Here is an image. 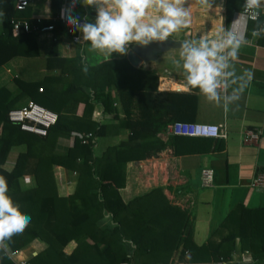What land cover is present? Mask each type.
Wrapping results in <instances>:
<instances>
[{
	"label": "trees",
	"instance_id": "16d2710c",
	"mask_svg": "<svg viewBox=\"0 0 264 264\" xmlns=\"http://www.w3.org/2000/svg\"><path fill=\"white\" fill-rule=\"evenodd\" d=\"M51 2L59 15L66 10L82 19L89 13L78 0ZM243 2L225 0L226 16ZM29 6L18 10L12 0H0V66L15 56L38 55L37 32H17L10 22L50 23L30 19ZM53 24L55 40L45 67L57 73L36 81L12 78L0 86V177L7 181L13 204L30 217L22 234L4 242L12 250L34 239L44 242V249L27 257L28 264H168L175 259L184 264H264V207L237 205L220 224L226 232L217 242L195 244L189 239L187 212L170 204L160 185L122 198L127 163L162 147L166 125L151 114L157 77L136 64L129 49L119 58L88 61L84 46L77 44L73 56H62L58 41L66 34L64 23L55 19ZM24 100L56 114L44 135L9 120L8 112ZM123 130L127 132L121 134ZM177 137L182 136L168 138ZM68 138L69 145L60 144ZM17 145L25 150L5 170L7 155ZM71 171L76 178L69 185ZM233 252H248L251 261L231 262ZM0 264H15L1 245Z\"/></svg>",
	"mask_w": 264,
	"mask_h": 264
},
{
	"label": "crops",
	"instance_id": "0c3cea01",
	"mask_svg": "<svg viewBox=\"0 0 264 264\" xmlns=\"http://www.w3.org/2000/svg\"><path fill=\"white\" fill-rule=\"evenodd\" d=\"M78 1L87 5L89 13L85 18L78 19L82 25L74 32L78 36L77 40L73 41L69 34L60 36L58 49L62 56H73L78 49L77 44L85 46L87 42L91 43L84 39L83 25H95L99 10H108L104 0H94L91 5L85 0ZM179 7L188 13L185 18L188 26L179 28L173 36L168 37L187 42L188 48H199L202 42L209 48L213 44L221 46L212 62L220 66L216 79H224V94L215 93V96H211L199 86L189 85L188 73L184 69L185 55H182L187 47L170 49L158 54L154 60L141 61L139 64L153 71L157 77L151 114L165 125L172 120L216 124L225 130L226 137L182 136L170 141L169 136L163 133L161 149L152 151L143 160L127 163L126 183L119 191L122 198L128 200L160 185L168 202L187 212L190 241L195 244L217 242L226 232L220 224L237 205L264 207V185H252L257 176L264 180V15L247 24L243 40L224 42L223 37L231 17L226 16L225 0H185ZM29 12L32 20H49L53 23L60 10L53 13L51 0H31ZM162 15L161 10L152 7L146 19L151 23ZM2 30L3 13L0 12V32ZM184 33L187 36L196 34L197 41L189 42ZM52 35H37V56H15L1 65L0 86L9 83L12 78L36 81L47 73H57L47 71L45 67L46 57L55 40L53 31ZM94 51L104 54L98 49ZM111 52L112 55L107 58H119L125 53L115 50ZM177 60H181L182 65L176 68L164 65ZM116 106L119 116H122L117 101ZM247 129L259 131L254 143L243 142V131ZM126 132L123 130L121 134ZM71 141L68 138L59 142L67 146ZM24 150V145L13 146L3 168L10 170L18 153ZM205 168L213 172L211 186H203L201 183V170ZM200 224L206 235L196 243ZM1 247L16 264L17 259H27L30 254L44 249L45 243L34 239L19 250H12L6 242ZM10 251H15V254L11 256ZM244 253L236 255L233 252L232 256L239 258ZM174 257L177 258V255ZM179 261L182 260H172L168 264H177Z\"/></svg>",
	"mask_w": 264,
	"mask_h": 264
},
{
	"label": "clouds",
	"instance_id": "9594fccd",
	"mask_svg": "<svg viewBox=\"0 0 264 264\" xmlns=\"http://www.w3.org/2000/svg\"><path fill=\"white\" fill-rule=\"evenodd\" d=\"M88 5L94 0H85ZM109 0H104L108 3ZM185 0H111L118 9L113 14L110 10H99L96 24L86 23L82 27L84 39L91 41L93 50H100L107 58L111 51L125 52V45L131 41L146 44L149 40H164L180 27H187L185 19L188 13L179 5ZM261 0H246L249 8L258 7ZM155 6L163 15L150 24L141 23L146 9ZM74 22V21H70ZM255 35V32L253 33ZM221 46L213 44L211 48L201 43L199 48H186L184 69L188 73V84L199 86L202 91L215 96V79L219 75L216 58ZM222 59V58H221ZM7 193V181L0 177V245L13 235L22 234L30 223V217L22 214Z\"/></svg>",
	"mask_w": 264,
	"mask_h": 264
},
{
	"label": "built area",
	"instance_id": "2783aa9c",
	"mask_svg": "<svg viewBox=\"0 0 264 264\" xmlns=\"http://www.w3.org/2000/svg\"><path fill=\"white\" fill-rule=\"evenodd\" d=\"M15 9L24 10L30 5L31 0H12ZM264 15V0H261L258 7L249 8L246 6V0L243 2V6L239 10L232 12L228 28L224 34L223 41L226 40H243L247 29V24L250 21H257ZM55 19H60L64 23V29L66 34H69L73 41L78 39V36L74 34L75 30L79 29L82 25L81 20L75 19L65 12L58 14ZM74 21V22H70ZM13 29L17 32L24 30H32L37 32V35L50 33L54 29L53 23L48 24H32L29 25L25 20L11 19L10 20ZM37 23L41 20H37ZM264 33V26L262 27ZM214 92L217 94H224L225 81L224 79H215ZM8 118L11 121L20 122L21 129L27 131L37 132L41 135L46 133V129L55 123L56 114L35 104L32 101L27 102L20 108L11 109L8 112ZM164 134L178 135V136H190V137H226L224 129L219 128L216 124L194 122V121H180L174 120L166 125ZM259 135V131L255 129H247L243 131L242 140L244 143H254ZM213 178V172L211 169H202L200 180L203 186H211ZM253 186L262 187L264 185L263 177L257 176L252 183ZM9 254L13 256L15 251H10ZM251 255L246 252L242 254L240 259H232L231 262H250ZM226 262L223 261L222 264ZM16 264H28L26 258H20L16 260Z\"/></svg>",
	"mask_w": 264,
	"mask_h": 264
},
{
	"label": "rangeland",
	"instance_id": "374dc122",
	"mask_svg": "<svg viewBox=\"0 0 264 264\" xmlns=\"http://www.w3.org/2000/svg\"><path fill=\"white\" fill-rule=\"evenodd\" d=\"M101 3H103V2H101ZM108 5L106 6V8L108 9V10H110V11H112L113 12V14H115L116 12H118V9H116L115 8V6L111 3V0H109V2L107 3ZM152 7H154V8H156L155 6H152ZM152 7H150V8H148V11H150L151 10V8ZM148 11H147V9H146V12H145V16L141 19V23H149L148 22V20L146 19L147 17H146V15H148ZM191 19V18H190ZM150 24V23H149ZM181 29L183 28V27H180ZM187 28V27H186ZM174 33V32H173ZM171 34L172 36L174 35V34ZM196 35V34H195ZM191 35V36H187L185 33H184V36L185 37H187V38H189V39H187L186 38V40H188L189 42H196L197 40V38H198V36L196 35ZM51 39V38H50ZM137 41H131V42H128L126 45H125V49H129L130 48V46L133 44V43H136ZM219 45V44H218ZM83 52L85 53V55H87L86 56V58H87V60L89 61V60H92V58H94V57H96V58H98L100 61L102 60V59H107V58H105L104 57V54H100V53H98V52H95L93 49H92V47H91V43H89V42H87L86 44H85V46H84V48H83ZM112 53L113 52H111L110 53V55L109 56H111L112 55ZM162 56V55H161ZM176 57L178 58V56L176 55ZM180 58V57H179ZM86 60V61H87ZM164 65L165 66H168L169 65V67L171 68V69H173L175 66L176 67H178L179 65H182V61L181 60H177V62H166V63H164ZM175 67V68H176ZM26 103H27V100H24V101H22V105H26ZM33 132V131H32ZM35 133H37V132H35ZM37 134H39V133H37ZM105 142V139L103 140V143ZM64 146V145H63ZM76 178V175H75V173L74 172H69V174H68V180H67V184H72V182H73V180ZM71 187V186H70ZM64 187H62V189H63ZM70 189V188H69ZM64 191L65 190H67V187L66 188H64L63 189ZM203 219V218H202ZM203 223H205V221L204 222H202L201 224H203ZM200 224V226H201V228L199 227V232H198V236H197V241H195L196 243H198L199 241H201L200 239L201 238H204L205 237V235H206V233H204L205 231L202 229L203 227H202V225ZM199 240V241H198ZM236 255H238V253L236 254ZM234 258V257H233ZM235 258H237V257H235ZM234 258V259H235ZM241 258V256H239V258H237V259H240ZM176 260V259H175ZM183 260V259H182ZM177 264H184L182 261L181 262H178ZM215 264H217V263H215Z\"/></svg>",
	"mask_w": 264,
	"mask_h": 264
},
{
	"label": "water",
	"instance_id": "95a60500",
	"mask_svg": "<svg viewBox=\"0 0 264 264\" xmlns=\"http://www.w3.org/2000/svg\"><path fill=\"white\" fill-rule=\"evenodd\" d=\"M180 47L188 48L187 42L166 37L164 40H149L146 44L140 42L133 43L129 51L132 55L131 59L135 57V63L140 64L141 61L154 60L158 54Z\"/></svg>",
	"mask_w": 264,
	"mask_h": 264
}]
</instances>
